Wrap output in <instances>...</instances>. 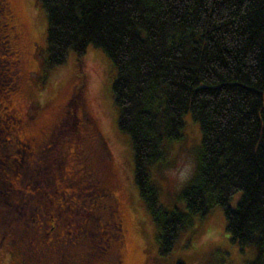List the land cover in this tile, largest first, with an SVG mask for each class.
I'll use <instances>...</instances> for the list:
<instances>
[{
	"label": "trees",
	"instance_id": "obj_1",
	"mask_svg": "<svg viewBox=\"0 0 264 264\" xmlns=\"http://www.w3.org/2000/svg\"><path fill=\"white\" fill-rule=\"evenodd\" d=\"M37 2L46 16V69L69 53L80 62L89 45L115 69L116 124L129 137L133 184L155 225L158 254L171 250L191 216L216 204L230 240L252 246L264 264V0ZM187 112L201 133L197 166L180 192L185 211H167L149 168L164 158L163 141L179 137ZM11 191L0 175V205H17Z\"/></svg>",
	"mask_w": 264,
	"mask_h": 264
},
{
	"label": "rangeland",
	"instance_id": "obj_2",
	"mask_svg": "<svg viewBox=\"0 0 264 264\" xmlns=\"http://www.w3.org/2000/svg\"><path fill=\"white\" fill-rule=\"evenodd\" d=\"M6 2L11 9L1 16L14 24L16 38L0 26V58L15 79L10 86L0 75V143L10 152L7 158L0 155V175L9 181L17 205H0V264H263L252 246L230 240L223 209L216 204L202 216H191L171 250L158 254L155 225L133 184L129 137L116 124L112 63L101 48L89 45L80 62L69 53L64 64L46 69L43 8L37 0ZM182 122L179 137L163 141L164 158L149 168L150 183L167 211H185L180 192L189 180L177 183L166 172L187 160L195 161L196 170L200 150L197 121L187 112ZM80 140L90 170L117 198L119 231L105 223L104 211L95 212L93 233H80L77 216L49 230L51 214L60 213L57 204L64 207L72 198L85 206L101 202L94 199L97 193L90 195L95 188L80 178L84 165L73 152ZM240 195L231 196L230 207ZM54 239L62 245L54 248Z\"/></svg>",
	"mask_w": 264,
	"mask_h": 264
},
{
	"label": "flooded vegetation",
	"instance_id": "obj_3",
	"mask_svg": "<svg viewBox=\"0 0 264 264\" xmlns=\"http://www.w3.org/2000/svg\"><path fill=\"white\" fill-rule=\"evenodd\" d=\"M7 9L10 11L11 8H9V5L6 2V0H0V26L1 28L5 27L7 31L9 30L10 32H12V38L15 41L16 31L13 30L14 24L11 25L9 22L5 20V17L1 16L2 12ZM10 16L12 15L10 14ZM7 36H9V34H7ZM5 40L7 41L8 38L5 37ZM73 114H75L74 111H72V115ZM57 128H58V124L57 126H55V129ZM76 143H78V148L77 150H74L73 152L78 157V159L75 161L77 163L80 162L79 165L81 164L84 165L82 168V174L80 175L81 180L87 181L90 185H92L95 188L93 191L90 192V195H92L93 193H97V197H95L94 199L102 202L103 200L102 198H106L108 202L106 203L100 202V204H96V206H91V205L85 206V204L81 203V201L77 202L75 199L72 198L69 203L65 204L66 206L64 205V207H61L60 204L53 203V204L58 205V206H55V208H57V210L60 211L62 216H60L59 212H58V215L56 213L51 214L52 219L50 220V225H48L50 232H53L55 227L61 226V224L63 223L62 221L63 219L69 218L71 221H73V217L77 216L78 219L81 221L80 223H78V226L80 228L79 229L80 233H85V232L93 233L95 229L93 230L91 228L97 225V220H96L97 217L95 216L96 211H104L107 216L105 223H107L108 225L112 224L113 227L116 228L118 231L121 230L122 223L119 217V212H118V207H117L118 206L117 198L115 197V195L111 193L112 192L111 188L103 185L101 181L95 176V174H93V172L90 170L88 163H87L88 153L86 149L83 147L82 141L81 140L76 141ZM78 150H79V153H76ZM74 194L75 193H73L72 195ZM92 198L93 197L91 196V199ZM60 200H63V197L60 198ZM82 215L85 217L90 216V218H87V219L80 218L79 216H82ZM83 224L85 225L83 226ZM90 230L91 232H89ZM65 235H68V234L65 233ZM65 239H67L66 236H65ZM69 241L71 242V240ZM55 242L57 245L54 248H58L60 245H62L60 244V242L56 240Z\"/></svg>",
	"mask_w": 264,
	"mask_h": 264
},
{
	"label": "clouds",
	"instance_id": "obj_4",
	"mask_svg": "<svg viewBox=\"0 0 264 264\" xmlns=\"http://www.w3.org/2000/svg\"><path fill=\"white\" fill-rule=\"evenodd\" d=\"M195 172V161H181L173 170L166 172L170 179L177 183H184L191 179Z\"/></svg>",
	"mask_w": 264,
	"mask_h": 264
}]
</instances>
